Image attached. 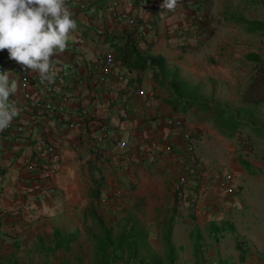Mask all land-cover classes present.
<instances>
[{
    "label": "crops",
    "instance_id": "obj_1",
    "mask_svg": "<svg viewBox=\"0 0 264 264\" xmlns=\"http://www.w3.org/2000/svg\"><path fill=\"white\" fill-rule=\"evenodd\" d=\"M80 1L66 0L78 28L52 58V83H41L37 72L0 51L3 71L19 85L11 97L19 111L12 122L26 125L19 141L0 138V264H29L36 236L53 227L80 228L98 207L112 208L110 216L106 209L100 214L108 222H128L136 230L140 214L144 223L142 236L133 233L143 240L136 257L117 264H264V96L240 99L256 65L245 54L264 58L263 49L243 50L235 36L216 42L201 29L225 24L261 33L228 10L229 0L205 2L198 30L185 35L167 28L189 23L188 4L178 3L173 12L160 0H82L83 8ZM248 3L263 8L264 0ZM120 12L133 15L145 33L131 58L159 55L169 71L122 63L118 47L128 30ZM108 50L114 67L102 72L96 56ZM239 61L248 64L244 72ZM62 71L68 73L59 78ZM175 115L192 130L202 163L228 169L237 188L227 193L208 184L200 210L189 185L177 183L185 160L180 136L167 122ZM78 118L79 127L67 126ZM30 160L36 166L27 167ZM40 192L44 196L36 198ZM13 208L17 215L9 214Z\"/></svg>",
    "mask_w": 264,
    "mask_h": 264
},
{
    "label": "clouds",
    "instance_id": "obj_2",
    "mask_svg": "<svg viewBox=\"0 0 264 264\" xmlns=\"http://www.w3.org/2000/svg\"><path fill=\"white\" fill-rule=\"evenodd\" d=\"M160 7L174 12L178 0H163ZM77 28L66 0H0V51L7 50L9 59L37 72L41 83L54 81L52 58L66 50ZM11 75L0 71V131L19 114L10 99L19 85Z\"/></svg>",
    "mask_w": 264,
    "mask_h": 264
},
{
    "label": "built area",
    "instance_id": "obj_3",
    "mask_svg": "<svg viewBox=\"0 0 264 264\" xmlns=\"http://www.w3.org/2000/svg\"><path fill=\"white\" fill-rule=\"evenodd\" d=\"M163 1V0H160ZM208 0H178V3L188 4L190 6V21L188 24H181L179 27L170 26L167 28V32L170 34H179L185 35L186 31L195 33L200 23L204 17V3ZM79 3V6L83 8L84 3L82 0ZM94 7L88 5L86 7L87 11H93ZM121 17L125 22L126 29L128 32L135 36V38L141 39L144 36V31L142 25L133 15L126 14L125 12H120ZM114 52L111 50L100 53L96 56V63L99 66L102 72H110L114 67ZM0 71H3V64L0 61ZM68 73L67 71H62L59 78H63V75ZM121 71L118 70L117 75H121ZM24 96H27V93L24 92ZM13 101L12 98H10ZM31 105H34L35 102L30 101ZM81 119H71L67 122L68 127H79L81 125ZM168 125L172 127L174 133L178 134L179 140L182 143V151L184 152L183 159L185 160L184 173L178 175L177 183L179 185L185 186L189 185L187 189L191 194L192 204L194 208L200 210L202 207L201 197L202 193L205 190V187L208 184H216L222 188L227 193H233L237 190L236 186L232 183V174L228 169L222 168L217 164L204 165L201 161L200 154L197 151L196 145L194 143L192 130L184 125V120L181 115L171 116L168 120ZM26 130V125L20 122H12L11 125L0 131V138L5 142H17L21 139L23 132ZM139 141L143 140V136L138 137ZM116 145L120 149H125L123 141H117ZM49 151H53L52 145L46 146ZM166 149L169 148V145L166 144ZM27 167L36 166L33 160L26 162ZM186 187V186H185ZM44 196L43 192H40L36 198H42ZM112 210V209H111ZM109 212V208L107 210ZM19 213L18 208H13L9 211L11 215H17ZM3 215V211H0V217ZM264 255V253H263Z\"/></svg>",
    "mask_w": 264,
    "mask_h": 264
},
{
    "label": "trees",
    "instance_id": "obj_4",
    "mask_svg": "<svg viewBox=\"0 0 264 264\" xmlns=\"http://www.w3.org/2000/svg\"><path fill=\"white\" fill-rule=\"evenodd\" d=\"M240 21L246 22L248 29L264 33V18L263 19H246L240 18ZM137 38L132 36L127 32L126 40L123 46L118 47L120 51V59L126 67L130 68L131 66L138 67L142 69L148 66H157L160 73H166L169 71L163 63V58L159 55L146 53L143 59H138L136 56L137 52ZM247 59L255 61V70L251 75L249 81L245 85L244 89L240 93V99L243 101H258L264 96L262 88H264V58L260 57L254 52H248L245 54ZM94 217L92 220L98 221L94 211H92ZM90 228L87 227L88 234L91 236V246H89L88 260L87 264H103L108 257V252L106 246H110L111 243L104 244L102 242L103 236L107 239L108 235L106 234V229L99 225L100 234H95L90 232ZM138 231V229H136ZM134 227L126 222L121 227V230L117 233V236L122 235V240H120L119 245L122 244L123 239L132 242V245L135 244V239L133 233L136 232ZM77 235L72 232H66L59 227H53L51 232L43 236H36V238L29 245L28 252L30 255L28 258H31L33 253L37 252L43 256V264H70L73 259L81 260L80 255L74 251L72 243L76 242L77 245ZM88 239V238H87ZM81 241L78 242V245ZM129 242V244H130ZM75 249V248H74ZM26 251V252H27ZM58 251L59 254L56 255L57 262H51L49 256ZM70 251V253H68Z\"/></svg>",
    "mask_w": 264,
    "mask_h": 264
},
{
    "label": "rangeland",
    "instance_id": "obj_5",
    "mask_svg": "<svg viewBox=\"0 0 264 264\" xmlns=\"http://www.w3.org/2000/svg\"><path fill=\"white\" fill-rule=\"evenodd\" d=\"M254 4V3H253ZM252 3H248V0H229V4H228V10L231 11H236L238 12V14L241 16L243 14V16H250V15H254L256 17H264V5L263 8H261V6L259 4L257 5H253ZM238 25V23H236ZM236 26V25H234ZM205 34H207L208 37H210L213 41L216 42H225V39H230L231 36H235L236 39H238L240 41V43H242V49H248V48H253V49H263L261 51V53H264V46L260 45L259 43L262 41V39H264V33H261V36L258 35V33L256 32H249V31H245L243 29H227V27L225 26V24H217L214 25L213 30H208L207 28L205 29H201ZM262 39H261V38ZM261 40V41H259ZM239 69L241 71H245L248 69V64L247 62L243 61V62H237ZM263 92H264V88H262ZM244 145V143L242 144ZM99 214H96V217L98 219V221H95L91 219V221L89 220L87 222L86 225L84 226H80L79 227H72V228H64L61 227V229H63L66 232H72L74 234L77 235V245L75 244L76 242L72 243L73 249H71L70 251H74L75 253L78 254V256L80 255L81 260L78 259H73L72 263L70 264H86L87 260L89 258L88 256V252H89V246H91V236L88 234L87 231V227H89L90 232L95 233V234H100V230H99V225L102 226L103 228L106 229V234L108 235V238H105L103 236H100V238L102 237V242L105 244H110V246H106V250L108 252V257L106 258V261L103 264H107L109 261H113V263L117 264V262H121V261H127L129 259H133L134 257H136V252L134 251L135 246H141L142 245V238L139 239H135V244L132 245V242L128 241L127 239L122 241V244L119 245L120 240H122V235L117 236V233L121 230V227L126 224L125 222H108L106 221V215L103 217L101 216L103 211L108 210V208L106 209L105 207L99 208ZM106 209V210H105ZM112 208H109V212L107 214V216H110L111 213L113 212V210H111ZM101 214V215H100ZM100 215V216H99ZM137 222H136V226L138 231L137 234H139V236H142L143 230H144V226H143V221L142 223L140 222V214H137L136 217ZM128 223V222H127ZM130 224V223H128ZM147 225V224H146ZM71 227V226H68ZM148 227V225H147ZM88 238V239H87ZM80 242V244L78 245V242ZM130 242V244H129ZM75 248V249H74ZM70 251L68 253H70ZM59 254L58 251H56L55 253L51 254L49 256V260L51 262H57V258L56 255ZM26 260V257L22 258V262ZM25 262V261H24ZM43 256L42 254H39L37 252L33 253L32 258L30 260L29 264H43Z\"/></svg>",
    "mask_w": 264,
    "mask_h": 264
}]
</instances>
